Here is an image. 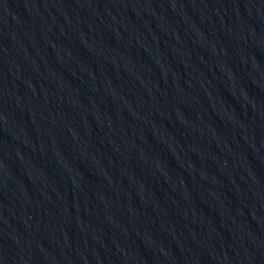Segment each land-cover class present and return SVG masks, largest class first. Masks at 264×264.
Segmentation results:
<instances>
[{
  "label": "water",
  "instance_id": "obj_1",
  "mask_svg": "<svg viewBox=\"0 0 264 264\" xmlns=\"http://www.w3.org/2000/svg\"><path fill=\"white\" fill-rule=\"evenodd\" d=\"M45 264H264V0H30Z\"/></svg>",
  "mask_w": 264,
  "mask_h": 264
}]
</instances>
